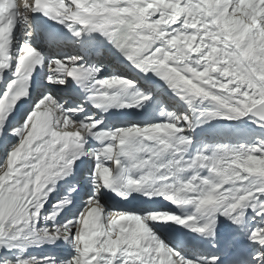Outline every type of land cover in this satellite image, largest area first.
<instances>
[{"label":"snow or ice","instance_id":"1","mask_svg":"<svg viewBox=\"0 0 264 264\" xmlns=\"http://www.w3.org/2000/svg\"><path fill=\"white\" fill-rule=\"evenodd\" d=\"M0 264H264V0H0Z\"/></svg>","mask_w":264,"mask_h":264}]
</instances>
